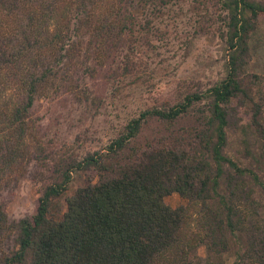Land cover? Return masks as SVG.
<instances>
[{
  "label": "trees",
  "instance_id": "16d2710c",
  "mask_svg": "<svg viewBox=\"0 0 264 264\" xmlns=\"http://www.w3.org/2000/svg\"><path fill=\"white\" fill-rule=\"evenodd\" d=\"M186 2L206 17L202 28L216 21L223 77L128 114L117 135L78 156L36 137V98L62 87L95 101L74 88L96 69L115 98L121 82L141 78L160 23ZM261 18L264 0H0V195L27 173L43 178V167L49 179L28 215L10 217L0 199V264H190L202 244L204 264H224L226 251L233 264H264V72L247 69ZM203 100L187 136L130 144L149 118L172 121ZM80 171L91 174L67 194ZM173 191L186 202L168 204Z\"/></svg>",
  "mask_w": 264,
  "mask_h": 264
},
{
  "label": "rangeland",
  "instance_id": "374dc122",
  "mask_svg": "<svg viewBox=\"0 0 264 264\" xmlns=\"http://www.w3.org/2000/svg\"><path fill=\"white\" fill-rule=\"evenodd\" d=\"M175 8L171 11L172 16L165 18V24L160 23L164 32L152 37L153 47L146 52L148 56L143 61L142 71H139L141 78L132 84H127L128 81L121 82L115 98L110 94L113 85L105 81V72L99 69L81 82L80 78L77 79L79 86L74 88L79 91L80 87L86 86L89 95L96 98L95 101H80L73 92L67 89L62 91V87L57 92L51 91L36 98L31 118L32 131L36 137L44 145L57 149V153L78 156L101 147L108 139L117 135L128 114L144 107L173 104L187 91L204 89L223 77L228 49L215 32L213 22L216 21L212 20L210 26L202 28L206 17L201 16V9L195 4L186 2ZM251 44L255 46L247 69L262 73L264 18L259 19L258 30L253 33ZM78 76H82L81 71L74 72V77ZM204 103V100L196 102L187 114L172 121L149 118L130 144L140 149L158 139H173L178 134L187 136L200 126V109L204 108ZM240 112L243 118L247 117L246 109L241 108ZM233 144L230 139L228 151L231 153L236 151ZM128 151L130 150L127 149ZM42 170L45 173L43 178L27 173L13 189L1 193L0 199L4 201L10 217L28 215L34 210L37 197L49 180L44 167ZM90 174L91 172L86 171L74 172L66 193L69 194L76 186L85 183ZM164 199L171 206L186 202L176 191L166 194ZM58 202L64 207L63 196ZM191 210H197L196 206H192ZM205 252V246L199 245L198 256L190 264H204ZM223 258L224 264H233L234 255L231 251L224 252Z\"/></svg>",
  "mask_w": 264,
  "mask_h": 264
}]
</instances>
